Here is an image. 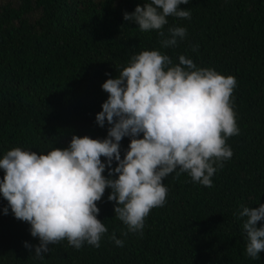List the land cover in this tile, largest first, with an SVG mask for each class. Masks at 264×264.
Wrapping results in <instances>:
<instances>
[{"label": "trees", "instance_id": "16d2710c", "mask_svg": "<svg viewBox=\"0 0 264 264\" xmlns=\"http://www.w3.org/2000/svg\"><path fill=\"white\" fill-rule=\"evenodd\" d=\"M147 2L0 0V158L15 147L43 154L67 148L73 135L107 138L111 126L96 122L108 98L103 83L133 55L156 49L174 63L185 55L198 67L236 78L240 132L227 141L233 156L214 174L212 187L187 173L168 175L166 203L151 210L142 233L122 234L127 226L115 217L112 190L106 189L98 202V219L108 228L100 247L85 243L76 249L64 240L49 245L43 259L35 258L39 238L0 194V264H264V252L255 260L246 256V218H237L241 204H264V0L180 5L191 18L168 17L164 31L181 26L187 36L169 48L161 47L156 30L143 32L124 19ZM130 141H121L122 158ZM4 175L0 169V179ZM113 231L123 247L110 239Z\"/></svg>", "mask_w": 264, "mask_h": 264}, {"label": "clouds", "instance_id": "9594fccd", "mask_svg": "<svg viewBox=\"0 0 264 264\" xmlns=\"http://www.w3.org/2000/svg\"><path fill=\"white\" fill-rule=\"evenodd\" d=\"M189 2L149 0L133 13L125 12L124 19L143 32L156 30L161 47H176L186 38L187 28L172 26L167 33L164 29L168 17L191 18L190 10L180 7ZM178 60L174 63L159 49L142 50L116 78L103 83L108 98L96 122L111 126L107 138L73 135L67 148L43 154L15 147L0 158L5 173L0 194L15 218L27 222L31 235L39 238L36 259H43L49 245L64 240L76 249L85 243L99 248L108 232L98 219V202L106 189L112 190L108 200L115 202V217L127 226L122 233L126 237L129 232L142 233L151 210L164 206L168 188L163 181L168 175L187 173L193 182L213 186L212 177L233 156L227 141L240 132L233 101L237 80L214 68L198 67L185 55ZM124 137L131 141L122 158ZM237 218H246V256L259 259L264 226L257 224L264 221V204H241ZM110 239L124 246L115 231ZM25 247L33 246L25 242Z\"/></svg>", "mask_w": 264, "mask_h": 264}]
</instances>
